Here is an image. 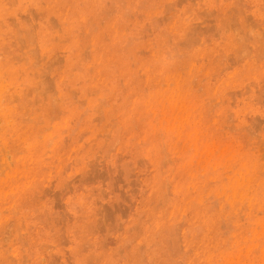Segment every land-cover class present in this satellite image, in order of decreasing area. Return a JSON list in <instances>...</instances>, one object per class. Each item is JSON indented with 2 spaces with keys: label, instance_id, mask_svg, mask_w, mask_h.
Wrapping results in <instances>:
<instances>
[{
  "label": "rangeland",
  "instance_id": "1",
  "mask_svg": "<svg viewBox=\"0 0 264 264\" xmlns=\"http://www.w3.org/2000/svg\"><path fill=\"white\" fill-rule=\"evenodd\" d=\"M263 37L264 0H0V264H264Z\"/></svg>",
  "mask_w": 264,
  "mask_h": 264
},
{
  "label": "bare ground",
  "instance_id": "2",
  "mask_svg": "<svg viewBox=\"0 0 264 264\" xmlns=\"http://www.w3.org/2000/svg\"><path fill=\"white\" fill-rule=\"evenodd\" d=\"M224 30H225V28L226 27H224V26H221ZM232 29V28H231ZM228 31V30H227ZM237 36H238V34H237ZM242 37H245V36H242ZM242 37H240V38H242ZM260 37V36H259ZM238 38V37H237ZM264 38V37H263ZM239 39V38H238ZM242 41H247V37H245ZM259 41V40H258ZM262 41H264V40H262ZM255 42H257V41H255ZM263 44H264V42H262ZM243 46V45H242ZM102 221V220H101ZM99 223V222H98ZM97 223V224H98ZM97 227H98V225H97ZM50 264H52V263H50ZM54 264V263H53Z\"/></svg>",
  "mask_w": 264,
  "mask_h": 264
}]
</instances>
